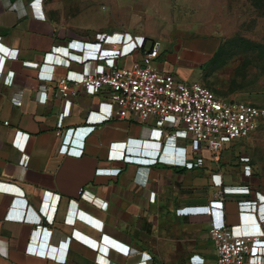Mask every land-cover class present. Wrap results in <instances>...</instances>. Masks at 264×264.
Wrapping results in <instances>:
<instances>
[{
	"label": "crops",
	"instance_id": "0c3cea01",
	"mask_svg": "<svg viewBox=\"0 0 264 264\" xmlns=\"http://www.w3.org/2000/svg\"><path fill=\"white\" fill-rule=\"evenodd\" d=\"M106 1L0 0V264H215L211 226L225 223L249 236L264 220V190L239 181L251 172L224 149L213 158L200 145L185 146V157L201 164L176 167L167 161L182 155L164 147H183L174 133L165 140L151 121L109 119L105 96L82 90L68 109L54 83L40 78L65 75L66 57L55 50L74 54L70 45L79 43L84 66L94 61L98 72L140 60L135 50L111 46L105 32L74 24L96 8L105 11ZM181 41L165 51L168 59L161 49L156 67L197 82L193 73L213 58L219 40ZM77 127H94L82 156L59 155L57 132ZM126 156L156 161L125 163ZM201 224L204 234L195 229ZM253 252L264 255V245Z\"/></svg>",
	"mask_w": 264,
	"mask_h": 264
},
{
	"label": "built area",
	"instance_id": "2783aa9c",
	"mask_svg": "<svg viewBox=\"0 0 264 264\" xmlns=\"http://www.w3.org/2000/svg\"><path fill=\"white\" fill-rule=\"evenodd\" d=\"M177 48L174 49L175 52ZM70 49L76 53H70L69 48L55 50L66 57L65 75L56 79L46 75L40 76L41 79L54 83L56 98L68 101L69 109V99L75 97L79 90L87 95H103L110 109L109 119L128 120L139 125L151 121L153 128L163 132L165 140L173 137L171 133H174V141L181 142L183 147H173V150L171 146L164 147L166 151L182 155L181 160L167 161L176 167L191 168L201 164L200 159L195 163L187 161V146L200 145L215 156L222 151L225 143L249 138L264 121V105L254 106L240 101L226 102L198 82H187L159 71L155 66L161 55L159 41L150 43L141 53L139 61L127 67L114 64L104 72L97 71L94 61L87 62L84 66L81 56L83 43L70 45ZM12 53V57L17 55L16 51ZM165 59H168V55ZM73 65L74 72L70 70ZM71 73L77 77L69 78ZM0 81L6 82L1 77ZM42 100L45 102L46 96ZM93 131L94 127H77L64 133L57 132L60 140L58 154L81 157L83 142ZM148 136L151 137V131ZM156 143L158 142L149 145L157 146ZM153 154L155 155V152ZM124 160L125 163L145 165H152L156 161H144L129 156ZM249 178V175L241 173L242 183ZM250 200L254 201V197L252 199L251 196ZM200 210L205 216L210 217L212 214L210 205H204ZM255 226L258 233L249 236L235 235L232 230L235 226L225 223L211 226L208 238L215 251V264H264V255L253 252L255 246L264 245V220L257 221ZM35 229L41 230L42 225L36 226ZM59 260L64 261L65 256ZM138 264H151V260Z\"/></svg>",
	"mask_w": 264,
	"mask_h": 264
},
{
	"label": "rangeland",
	"instance_id": "374dc122",
	"mask_svg": "<svg viewBox=\"0 0 264 264\" xmlns=\"http://www.w3.org/2000/svg\"><path fill=\"white\" fill-rule=\"evenodd\" d=\"M102 4L105 11L96 8L74 24L105 32L111 46L124 45L136 54L159 41L165 57L169 54L165 51L181 39L215 38L219 40L216 54L193 73L192 80L226 102L264 105V0H107ZM223 149L236 167L251 172L244 182L264 190V121L249 138L225 143ZM196 228L204 234L206 225Z\"/></svg>",
	"mask_w": 264,
	"mask_h": 264
},
{
	"label": "clouds",
	"instance_id": "9594fccd",
	"mask_svg": "<svg viewBox=\"0 0 264 264\" xmlns=\"http://www.w3.org/2000/svg\"><path fill=\"white\" fill-rule=\"evenodd\" d=\"M91 133H92V132H91ZM74 140H75V139H74ZM71 142H72V141H71ZM84 143H85V142H83V147H84ZM157 156H158V155H157ZM129 157H132V156H129ZM185 163H186V162L184 161V164H185Z\"/></svg>",
	"mask_w": 264,
	"mask_h": 264
},
{
	"label": "trees",
	"instance_id": "16d2710c",
	"mask_svg": "<svg viewBox=\"0 0 264 264\" xmlns=\"http://www.w3.org/2000/svg\"><path fill=\"white\" fill-rule=\"evenodd\" d=\"M216 54V53H215Z\"/></svg>",
	"mask_w": 264,
	"mask_h": 264
}]
</instances>
